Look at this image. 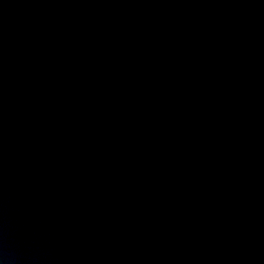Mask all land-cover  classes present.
<instances>
[{
	"label": "water",
	"instance_id": "water-1",
	"mask_svg": "<svg viewBox=\"0 0 264 264\" xmlns=\"http://www.w3.org/2000/svg\"><path fill=\"white\" fill-rule=\"evenodd\" d=\"M0 264H264V141L0 81Z\"/></svg>",
	"mask_w": 264,
	"mask_h": 264
}]
</instances>
